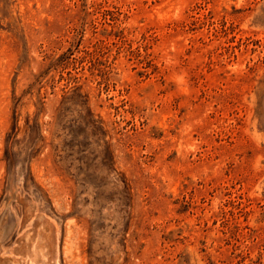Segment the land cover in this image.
I'll return each instance as SVG.
<instances>
[{
    "label": "rangeland",
    "instance_id": "rangeland-1",
    "mask_svg": "<svg viewBox=\"0 0 264 264\" xmlns=\"http://www.w3.org/2000/svg\"><path fill=\"white\" fill-rule=\"evenodd\" d=\"M0 264H264V0H0Z\"/></svg>",
    "mask_w": 264,
    "mask_h": 264
}]
</instances>
